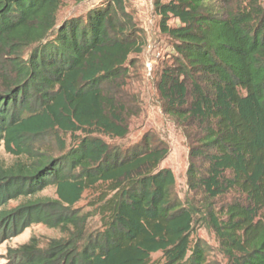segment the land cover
<instances>
[{
  "label": "trees",
  "instance_id": "1",
  "mask_svg": "<svg viewBox=\"0 0 264 264\" xmlns=\"http://www.w3.org/2000/svg\"><path fill=\"white\" fill-rule=\"evenodd\" d=\"M152 4L171 47L156 91L188 143L183 198L164 140L102 138L125 137L136 113L125 86L143 38L125 0L58 24L60 0H0V145L29 158L0 162V243L33 224L64 234L9 248L10 264H218L198 227L225 264H264V0ZM44 141L58 154L36 152ZM46 187L56 197L36 196Z\"/></svg>",
  "mask_w": 264,
  "mask_h": 264
},
{
  "label": "rangeland",
  "instance_id": "2",
  "mask_svg": "<svg viewBox=\"0 0 264 264\" xmlns=\"http://www.w3.org/2000/svg\"><path fill=\"white\" fill-rule=\"evenodd\" d=\"M101 0H60V8L57 15V24L62 20L73 16H84L86 12L99 4ZM215 2V1H213ZM127 10L133 15L137 26L142 33V51L132 54L130 59L134 64L130 66L129 76L126 79L125 92L127 97L135 103L136 113L128 120V133L123 138L106 137L102 138L109 144L127 147L139 141L144 133H152L164 140L169 146L167 157L161 162L160 167L169 168L175 178V189L177 194L183 198L186 194V170L188 167V143L183 130L175 122L163 113L155 83L158 72L163 62L168 60L171 52L169 41L159 28V17L154 12L152 0H125ZM218 5L220 2L217 3ZM169 25L177 24V20L171 18ZM150 63L151 69L147 67ZM66 143L69 144L70 136L62 135ZM36 152H48L56 155L58 152L51 151L48 141L35 144ZM19 160L25 163L29 158L16 157L7 152L3 145H0V162L4 165H11ZM96 188L86 190L81 200L74 207L79 208L81 213L91 210L88 202L95 196ZM36 196L56 197L54 187H46ZM20 200H12L9 206L16 205ZM100 226L98 216L88 219L87 229L92 230ZM64 234L58 229L47 228L42 224H33L25 228L19 235L0 243V264H10L7 259V250L15 248L20 244L35 236L41 245H44L50 238H58ZM194 238L204 240L211 247L209 259L218 264H225V259L218 250L217 240L212 232L204 227L196 228ZM160 253L152 254V259H158Z\"/></svg>",
  "mask_w": 264,
  "mask_h": 264
},
{
  "label": "built area",
  "instance_id": "3",
  "mask_svg": "<svg viewBox=\"0 0 264 264\" xmlns=\"http://www.w3.org/2000/svg\"><path fill=\"white\" fill-rule=\"evenodd\" d=\"M146 65H147L148 69L150 70L151 69L150 63H147Z\"/></svg>",
  "mask_w": 264,
  "mask_h": 264
}]
</instances>
